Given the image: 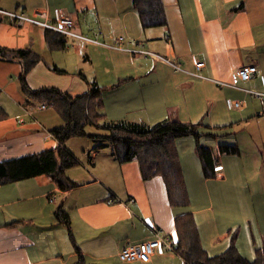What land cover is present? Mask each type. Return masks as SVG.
<instances>
[{
	"label": "crops",
	"instance_id": "1",
	"mask_svg": "<svg viewBox=\"0 0 264 264\" xmlns=\"http://www.w3.org/2000/svg\"><path fill=\"white\" fill-rule=\"evenodd\" d=\"M163 4L167 25L161 67L156 64L152 68L149 59L143 57L131 59L130 54H144L142 43L148 34L132 0H0V10L26 13L33 20L20 26L7 13L0 12V47L31 49L40 55V62L26 78L32 90L56 87L77 96L87 92L86 80L95 78L108 88L104 92V111L112 120L146 123L149 115H154L157 121L172 115L183 121L187 113L189 119L185 121L196 124L198 132L201 126L218 131L240 125L243 132L239 142L217 140L216 144L206 146L217 171L213 178L202 175L201 183L206 189L203 205L195 206L189 183L186 185L189 204L173 205L161 176L144 180L137 161L120 163L107 148L89 151L83 162L78 160L82 168L80 175L66 170L68 177L77 183L72 189L60 190L48 175L0 185V264H70L80 253L88 262L117 264L119 253L126 245L178 233L176 219L186 214L195 218L201 245L210 256L232 246L251 261L264 256V232L262 242L258 243L249 216L251 211L245 212L246 204L238 206V211L219 208L210 190L211 182L229 180L233 168L230 164L237 161L233 159L235 155L222 152L221 146L236 145L238 153L246 149L253 153L252 165L257 169V177H253L256 184L248 192L251 197H261L264 193V104L254 94L264 92V0H163ZM56 9H62L74 19L76 27L71 41L77 40L84 46V58L80 50L49 48L45 32L55 29ZM42 11L50 15L48 28L39 17ZM122 34L129 41L125 38L126 44L124 41L118 45L115 40ZM106 54L123 66L112 65L114 71L106 72L103 69L111 67L104 65L99 72L94 65L99 66ZM198 60L205 63L200 70L195 66ZM86 64L92 68L89 74L84 72ZM248 64L257 65L256 74L249 81L235 78L234 74ZM55 66L66 73L54 71ZM153 69L161 73V85L148 79ZM21 72L20 62L0 59V108L6 113L0 119V163L57 146L51 133L57 125L52 122L54 117L37 115L48 108H38L41 103L25 93ZM16 74L20 87L15 83ZM122 80L125 82L121 86L112 88ZM229 100L242 102L231 119L224 118L228 111L223 104L231 109ZM195 103L203 104L204 108H195ZM31 106L36 108L29 114ZM214 110L221 118L216 115L218 119L214 120ZM207 117L210 124H204ZM179 158L181 163L180 154ZM87 161L91 168L85 164ZM117 174L123 176L122 186L112 180ZM81 178L86 181L80 182ZM51 197L55 200L51 201ZM232 197L226 193L220 198L234 200ZM67 199L72 201L68 208ZM239 199L244 203L246 196ZM59 206L67 209L71 232L55 216ZM259 208H264V202L256 209L248 207ZM257 218L259 229L260 214ZM165 262L188 264L176 252L156 253L148 262L126 263Z\"/></svg>",
	"mask_w": 264,
	"mask_h": 264
},
{
	"label": "trees",
	"instance_id": "2",
	"mask_svg": "<svg viewBox=\"0 0 264 264\" xmlns=\"http://www.w3.org/2000/svg\"><path fill=\"white\" fill-rule=\"evenodd\" d=\"M132 3L144 29L167 25L163 0H132ZM45 39L51 51H64L68 46L66 35L55 29H46ZM0 59L20 62V82L25 93L41 104L49 105L63 121L51 129L57 141L54 149L0 163V185L48 175L62 191L76 187L77 183L66 174L67 168L78 163L65 146V142L74 136H90L98 141L92 151L113 145L110 151L113 157L120 163L137 161L144 180L161 176L173 205L189 204L179 153L174 146L176 138L193 136L197 141L196 152L201 160L204 176L215 177L211 152L199 143L201 134L196 124L182 122L172 115L152 125L124 119L112 120L104 111V92L108 88L101 86L95 78L87 79V92L77 96H71L56 87L32 90L26 78L41 60L38 53L31 49L0 47ZM53 69L60 74L66 73L56 66ZM124 82L125 80H122L112 88H117ZM5 116L6 113L0 108V119ZM89 126H95L100 131L91 133L88 131ZM221 151L236 154L239 149L236 145H222ZM55 216L71 232L68 212L59 206L55 210ZM176 229L180 241L175 251L188 264H264V256L259 255L253 261L248 260L235 246L219 255L210 256L201 245L197 224L191 214L177 217ZM78 256L71 264H101L88 262L81 253Z\"/></svg>",
	"mask_w": 264,
	"mask_h": 264
},
{
	"label": "rangeland",
	"instance_id": "3",
	"mask_svg": "<svg viewBox=\"0 0 264 264\" xmlns=\"http://www.w3.org/2000/svg\"><path fill=\"white\" fill-rule=\"evenodd\" d=\"M164 26L161 27H155V28H150L147 30V37L146 39L143 40L144 44V52H146L147 54H130L131 55V59L133 60L134 56L135 57H143L145 59H149V63L150 66L153 68V66H155L156 64H159L161 67V49L163 46H165V39H164ZM122 36L124 38L127 39V37L125 36V34H122ZM68 47H67V51L69 50H80L81 52H83L82 57L84 58L85 55V51H84V46H82V44L80 42H78L77 40L73 43L71 41V36H68ZM132 38V37H129ZM79 40V39H78ZM129 41V39H127ZM127 41H125L126 44ZM125 47V45L123 46ZM115 50L117 49H121V50H126V48H114ZM85 52V53H84ZM135 59V58H134ZM131 60V61H132ZM136 60V59H135ZM118 61H112V57H108V55L106 54V56L104 57V60L102 61V63L97 66L94 65V67L96 69L101 70L102 66L107 65L111 68H107V69H103L104 71L107 72V70L113 72L114 70L112 69V65L117 66L119 68H121L123 65H117ZM91 67L86 64L84 66V72H86L87 74H89V72H91ZM95 69V70H96ZM15 77V83L19 85L20 87V83H19V74L14 75ZM150 81L154 82L155 85H161V73L157 72L155 69H153V71L149 74V78ZM27 100L31 101L30 97L25 96ZM195 108L198 109H203L204 105L203 104H198L195 103L193 105ZM223 107H225L228 111V115L225 114V117H228V119H231L233 116H236V111L239 109H229L227 108L226 104H223ZM193 109V108H192ZM222 108L220 107V110ZM215 112L212 113V116L214 117V120H217L218 118H216V115H218L220 118V114L217 113L216 110H214ZM175 114V113H174ZM37 115L39 117H43L45 116H53L54 117V121H52L54 124H62V120L59 117V115L55 112V110H53L51 107L48 108L47 111L42 112V114L37 113ZM184 118L185 120L189 119V115L187 113H184ZM175 116V115H174ZM25 119L28 121V119L25 117ZM43 119V118H42ZM178 119V118H177ZM139 120V119H136ZM155 117L154 115H149L147 120L145 121L147 124H155L156 122H158L157 120L155 121ZM180 120V119H178ZM185 120H180L182 122H189V121H185ZM160 121V120H159ZM56 122V123H55ZM237 123V122H235ZM204 124H210L209 118L207 117L204 121ZM56 125V126H57ZM232 126V125H231ZM229 126L228 129H218V131H211L206 127L201 126L199 129V133L201 134L200 138H199V143L207 146L208 144H216L217 140L220 143H229V142H236L238 140L241 139L242 136V132L241 130V126L238 124H235L234 126ZM49 127H52L51 124H49ZM88 131L91 133H98L100 131L99 128L95 127V126H89L88 127ZM251 133H254V131H250ZM174 141V140H173ZM239 142V141H238ZM98 144V141H96L95 139L91 138L90 136H85V137H81V136H74L70 139H68L65 142V146L67 148V150L77 159V161L80 159L83 162V158L86 154H88L89 151H92L93 148ZM240 145V143H239ZM113 145H109L107 148V151H111ZM174 146L176 147V149L179 151L180 157H181V166H182V171H183V175L185 176V180H186V185L189 183L190 184V196H192V194H194L195 199H194V204L197 207H200L203 205L204 201L206 200V194H205V187L203 185V183H201V178L203 175V170L201 167V163L199 160V156L196 152V141L192 136H185V137H180V138H176L174 141ZM109 148V149H108ZM241 148V147H240ZM100 150L104 151V148H101ZM252 151L250 149H246L244 151H242L241 153H236V154H232L235 155L233 157V159H236V162H232L230 165L233 166L232 168V172H231V177L229 178V180L225 183H218V184H212L213 182H211L210 184V190L212 192V196L214 197L213 202L215 203L216 206H218L219 208H221L222 206L224 208H228L229 210H237L238 211V206L242 207L246 204V210L245 212L248 213L249 211H251L250 213V218L253 221V225L256 231V235H257V241L258 243L262 242V234L264 232V208H259V210H250L248 209V207L250 206V208H255L256 206L258 207V204L261 202H264V193H262L261 197L258 195H255V197H251L252 195L248 192V189L250 187H254V185L256 184L254 180V178H256V167H253L252 165ZM88 168H91V165L88 163H85ZM246 169V171H244V167ZM253 167V168H252ZM70 170H73L75 172V174L80 175L81 173H78L81 171V164L78 162L76 165L67 168ZM66 169V170H67ZM200 177V178H199ZM123 176L122 174H117L116 176L113 177V182L118 185V186H122L123 182H122ZM80 182H85L86 179L81 178L79 179ZM106 182V181H105ZM263 182V181H262ZM108 184V183H107ZM262 186V185H261ZM187 191H188V187H187ZM232 194L233 197L235 198L234 200H226V199H222L220 197H224V194ZM245 197L246 196V200H244V203L242 202L241 199H239L240 197ZM219 197V198H218ZM191 201V200H190ZM71 200L67 199L65 201V207L68 208L71 204ZM64 207V209H65ZM67 210V209H66ZM76 211V210H75ZM74 211V212H75ZM260 214V225H259V229L256 227L257 224V216ZM256 220V221H254ZM238 226V224L236 225V227ZM245 228L248 229V224L245 226ZM247 234V239H249V234L248 232H246ZM71 240H74L71 236ZM246 246L247 247H251V245L249 244V242H246ZM75 261H70L69 263H74ZM130 263V262H128ZM117 264H127L126 262L122 261L121 259L118 260ZM164 264H168V262H165Z\"/></svg>",
	"mask_w": 264,
	"mask_h": 264
},
{
	"label": "built area",
	"instance_id": "4",
	"mask_svg": "<svg viewBox=\"0 0 264 264\" xmlns=\"http://www.w3.org/2000/svg\"><path fill=\"white\" fill-rule=\"evenodd\" d=\"M0 12L7 13L5 11L0 10ZM13 22H16L18 25L22 26L26 22L33 21L26 13H7ZM39 17L44 21L45 27H50L48 24V21L50 20V15L48 11H42L39 14ZM56 26L54 27L55 30L65 34L66 36L73 35V29L76 27V23L74 19L67 15L65 11L62 9H56L55 10V19ZM53 27V26H52ZM116 43L118 45H121L125 38L123 36H119L116 38ZM143 53L146 55L147 53L143 51ZM203 61H195V66L198 70H200L204 66ZM257 72V65L255 64H248L245 66H242L235 74L234 77H239L240 79L244 81H249ZM254 94L261 100V102L264 104V92H254ZM229 107L231 109H239L242 107L241 101H235V100H229L228 101ZM50 106L47 104H40L38 108L40 109H47ZM35 106H31L28 108L29 114L34 112ZM215 171H217L215 167ZM55 197H51V201H54ZM171 239H174V243H171ZM180 236L177 232L173 233V236H160L158 235L155 239H150L147 241H144L139 244H128L125 247L122 248V250L119 253V258L124 262H134V261H142V262H148L151 260L152 256L156 253H159L161 255H165L167 253H174L175 251V244L179 243Z\"/></svg>",
	"mask_w": 264,
	"mask_h": 264
}]
</instances>
